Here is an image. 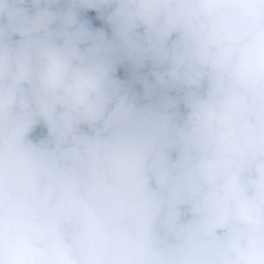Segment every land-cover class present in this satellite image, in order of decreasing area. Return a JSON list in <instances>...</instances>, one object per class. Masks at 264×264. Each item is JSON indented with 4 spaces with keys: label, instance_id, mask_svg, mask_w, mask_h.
I'll use <instances>...</instances> for the list:
<instances>
[{
    "label": "clouds",
    "instance_id": "9594fccd",
    "mask_svg": "<svg viewBox=\"0 0 264 264\" xmlns=\"http://www.w3.org/2000/svg\"><path fill=\"white\" fill-rule=\"evenodd\" d=\"M0 264H264V0H0Z\"/></svg>",
    "mask_w": 264,
    "mask_h": 264
}]
</instances>
